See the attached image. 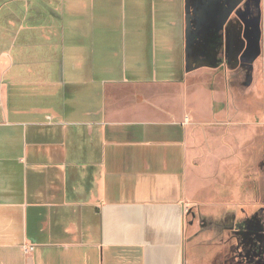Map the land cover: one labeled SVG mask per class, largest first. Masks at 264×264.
Masks as SVG:
<instances>
[{"label":"crops","instance_id":"0c3cea01","mask_svg":"<svg viewBox=\"0 0 264 264\" xmlns=\"http://www.w3.org/2000/svg\"><path fill=\"white\" fill-rule=\"evenodd\" d=\"M245 1L0 0V264H259L193 88Z\"/></svg>","mask_w":264,"mask_h":264},{"label":"rangeland","instance_id":"374dc122","mask_svg":"<svg viewBox=\"0 0 264 264\" xmlns=\"http://www.w3.org/2000/svg\"><path fill=\"white\" fill-rule=\"evenodd\" d=\"M244 15L257 20L258 34L243 35L241 48L212 52L211 67L196 73L193 88L211 92V127L204 134L217 137L226 134L227 174L242 171L243 217L256 212L251 200L258 202L260 224L264 219V0H246ZM251 18L247 21L250 22ZM225 112L218 115V112ZM220 129L217 130V126ZM216 127V129H215ZM234 137L237 139L234 142ZM241 139V140H240ZM241 155V163L230 157ZM232 156V157H233ZM228 180V185L230 184ZM248 203V204H246ZM262 222V223H261ZM252 251L259 252V264H264V232ZM243 261V260H242ZM257 264V257L243 264Z\"/></svg>","mask_w":264,"mask_h":264},{"label":"flooded vegetation","instance_id":"af4514ba","mask_svg":"<svg viewBox=\"0 0 264 264\" xmlns=\"http://www.w3.org/2000/svg\"><path fill=\"white\" fill-rule=\"evenodd\" d=\"M264 232V222H263V225L260 224L259 222V232H258V238L260 239V236L261 234ZM259 253V252H258ZM249 258L250 257V253L248 251H246L243 255V261L247 259V257Z\"/></svg>","mask_w":264,"mask_h":264},{"label":"built area","instance_id":"2783aa9c","mask_svg":"<svg viewBox=\"0 0 264 264\" xmlns=\"http://www.w3.org/2000/svg\"><path fill=\"white\" fill-rule=\"evenodd\" d=\"M33 246H34V244H32V243H23L22 249L24 252L29 253L33 250Z\"/></svg>","mask_w":264,"mask_h":264}]
</instances>
